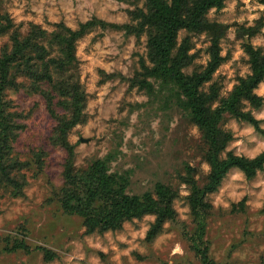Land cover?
Instances as JSON below:
<instances>
[{
  "label": "rangeland",
  "instance_id": "rangeland-1",
  "mask_svg": "<svg viewBox=\"0 0 264 264\" xmlns=\"http://www.w3.org/2000/svg\"><path fill=\"white\" fill-rule=\"evenodd\" d=\"M262 0H225L221 9L206 17L225 32L218 42L220 66L212 81L220 97L230 94L239 78L251 72L245 44L264 54V6ZM143 5L117 0H0V8L16 25L35 24L45 30L63 23L77 29L93 18L117 25L130 23L129 11ZM248 29L254 30L253 35ZM187 35L179 32L178 41ZM6 38H0V48ZM146 34L95 28L76 44L78 76L87 94L86 121L68 135L74 145V167L86 169L93 161L108 159L109 171L127 178V193L153 192L157 183L170 186L178 223L167 222L147 239L153 215L125 222L120 229L86 234L81 218L63 212L55 191L62 187L67 153L50 142L55 121L38 94L9 90L25 127L14 143L26 168V184L18 196L0 197V264H200L190 248L183 227L194 224L188 206L192 177L203 185L210 171L207 150L199 128L158 89L153 95L131 85L146 60ZM191 64L185 71L203 70L210 60L211 41L203 32L191 38ZM106 75H113L107 78ZM262 98L258 108L245 103L264 129V82L255 89ZM26 115V117H25ZM221 128L231 134L221 156L229 152L253 158L264 151V136L252 124L226 114ZM40 157L43 167L35 165ZM211 213L206 216L204 240L208 254L218 264H264V169L247 178L230 169L216 190L207 195ZM15 239L31 248L11 250ZM38 247L54 253L50 261ZM178 249V250H177Z\"/></svg>",
  "mask_w": 264,
  "mask_h": 264
},
{
  "label": "trees",
  "instance_id": "trees-1",
  "mask_svg": "<svg viewBox=\"0 0 264 264\" xmlns=\"http://www.w3.org/2000/svg\"><path fill=\"white\" fill-rule=\"evenodd\" d=\"M143 5L130 10V23L117 25L93 18L71 29L63 23H55L54 29L29 24L16 25L0 8V38H6L0 48V191L12 196L22 194L26 184V168L30 163L20 160L14 143L25 127L22 113L16 110L9 90L38 94L55 125L50 135L54 146L65 149L67 156L63 165V185L55 191L63 212L81 218L86 234L120 229L122 225L145 215H153L147 239L155 237L165 223H178L173 207L176 192L162 183L155 185L154 193L143 195L127 193L126 177L109 171L108 159L93 161L86 169L74 167V145L68 140L69 132L86 121L87 94L79 81V61L76 44L84 35L95 28L124 30L136 36L146 34V60L131 85H138L147 94L158 89L175 99L176 104L199 128L207 150L205 159L210 167L207 180L200 185L189 169L184 182L189 186L188 206L194 228L183 227V235L195 252L200 264H218L208 254L205 236L206 216L211 213L207 195L216 190L227 172L237 168L247 178L254 177L264 169V151L253 158L238 156L229 152L222 157V151L231 140V134L221 128L226 114L246 121L264 136V129L245 103L253 108L262 105V98L255 89L264 82V54L251 44H245L251 72L239 78L230 94L220 97L218 88L212 82L214 72L220 66L222 57L218 42L225 32L221 24L210 22L206 15L211 9H221L225 0H117ZM264 6V0L261 1ZM187 35L178 41L179 32ZM205 33L210 38V60L200 71L187 73L191 64V38ZM249 34L254 30L248 29ZM113 75H106L112 78ZM26 117V115H25ZM20 118V119H19ZM19 119V120H18ZM35 165L43 167L40 157ZM0 193V197L3 195ZM48 261L54 253L38 247ZM30 252L23 239H15L11 250Z\"/></svg>",
  "mask_w": 264,
  "mask_h": 264
},
{
  "label": "clouds",
  "instance_id": "clouds-1",
  "mask_svg": "<svg viewBox=\"0 0 264 264\" xmlns=\"http://www.w3.org/2000/svg\"><path fill=\"white\" fill-rule=\"evenodd\" d=\"M178 250V249H177Z\"/></svg>",
  "mask_w": 264,
  "mask_h": 264
}]
</instances>
